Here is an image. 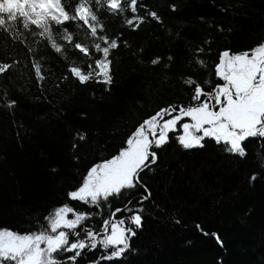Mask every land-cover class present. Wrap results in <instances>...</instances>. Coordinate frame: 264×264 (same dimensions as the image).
Masks as SVG:
<instances>
[{"label": "trees", "instance_id": "trees-1", "mask_svg": "<svg viewBox=\"0 0 264 264\" xmlns=\"http://www.w3.org/2000/svg\"><path fill=\"white\" fill-rule=\"evenodd\" d=\"M28 1L0 3V232L35 238L66 209L51 264H264V133L233 151L178 125L130 185L75 197L146 120L222 96L219 57L264 43V0ZM115 212L121 248L100 239Z\"/></svg>", "mask_w": 264, "mask_h": 264}, {"label": "rangeland", "instance_id": "rangeland-1", "mask_svg": "<svg viewBox=\"0 0 264 264\" xmlns=\"http://www.w3.org/2000/svg\"><path fill=\"white\" fill-rule=\"evenodd\" d=\"M28 3L32 10L40 14L50 15L54 18L63 17L57 0H29ZM111 4L114 5L115 1L111 0ZM79 14L84 19L88 16L83 7L79 9ZM33 19L39 18L34 17ZM259 53H252L248 56L240 55L224 60V65L219 70L222 80H224L222 87L217 90L219 94L222 96L224 93L240 95L242 91L249 88L252 82H256L257 78L264 76V70L260 64L262 56ZM250 63L257 64L258 67L256 68ZM231 64L235 66L233 71L229 69ZM99 68L100 72L104 73L107 63L103 61ZM263 97L264 85L255 88L242 99L228 97L226 105L221 108L220 104V111L216 113L211 111L206 102L201 101L199 106L179 111L176 115L171 114L166 118L162 116L151 120L134 134L126 149L115 160L105 163L92 173L88 182L81 191L75 194V197L98 198L100 195L104 196L123 186L130 185L137 171L142 167L140 165L152 154V145L162 143L166 139L167 133L176 129L178 125L181 127L180 141L187 146L197 145L205 136L224 140L229 133L248 128L246 126L238 129L242 125H246V121L255 119L258 111L264 110ZM219 101L220 99L217 98L214 103L217 104ZM254 101H259L260 107H257ZM68 213L66 209H60L56 221L50 227L40 230L35 238L0 232V258L3 259L1 264H51L50 254L64 244L67 235L73 236L76 231L75 227L79 225L77 223L80 217H69ZM112 215L114 217L112 216L113 219L106 224L100 239L107 240L108 243L121 248L125 244V230L120 223L114 221L116 212ZM135 220L139 222L136 217ZM87 236H92V238L89 237L90 239H99V235L93 233Z\"/></svg>", "mask_w": 264, "mask_h": 264}, {"label": "flooded vegetation", "instance_id": "flooded-vegetation-1", "mask_svg": "<svg viewBox=\"0 0 264 264\" xmlns=\"http://www.w3.org/2000/svg\"><path fill=\"white\" fill-rule=\"evenodd\" d=\"M253 52L251 53H246L244 55L248 56V55H252ZM259 54H261L262 56V62L260 63L262 65V70H264V52H260ZM231 58V56L229 57ZM228 58V59H229ZM238 63V62H237ZM251 64V63H250ZM224 65V64H223ZM252 66H255L256 68L258 67V65H254V64H251ZM222 68V67H221ZM235 68L234 64H231L230 65V70L233 71ZM228 71V70H226ZM259 76V74H257ZM223 79V78H222ZM224 82V80H223ZM264 85V76L262 78H257L256 79V82H252V84L249 86V88H247L246 90L242 91L240 95H236L234 93H224L223 96H220V101L219 103H214L215 102V98L213 99L212 97L209 96V98L205 101L209 107L211 108V111L213 113H216L218 111H220L219 109V106L221 104V108L224 107L227 103V98L230 97L231 99H242L244 98L246 95L250 94L255 88L257 87H260ZM264 99V97H263ZM254 104H256L257 107H260L261 103H259V101H254ZM237 112V111H236ZM246 125H242L241 127H239L238 129H241L243 127H248V128H245V129H241L239 131H233L231 133H236V134H241L243 132H252L254 131L255 134L257 133H264V110L263 111H258L257 112V116L255 119L253 120H250L249 122L246 121ZM230 134V133H229ZM228 134V135H229ZM225 140L229 141L230 144H231V141H230V138L229 136H227L225 138Z\"/></svg>", "mask_w": 264, "mask_h": 264}, {"label": "water", "instance_id": "water-1", "mask_svg": "<svg viewBox=\"0 0 264 264\" xmlns=\"http://www.w3.org/2000/svg\"><path fill=\"white\" fill-rule=\"evenodd\" d=\"M252 52H253V53L264 52V43L261 44L260 46L256 47V48H254V49L252 50ZM229 57H230L229 52H223V53L220 55V57H219V62H218V64L216 65V70H220L221 67H222V65H223V63H224V60L227 59V58H229ZM208 98H209V97H206L205 100H204L203 102H205ZM238 99H240V98H238ZM181 111H182V109H181ZM149 121H150V119L146 120L145 124L148 123ZM228 136H229V138H230V141H231V147H232L233 151H237V150L241 149L242 144H243L246 140H248V139H250V138H255V137H256V134L254 133V131H252V132H248V131H246V132H243V133H241V134L230 133ZM218 139H220V138H218ZM152 153H153V152H152ZM143 167H144V166H143ZM96 169H97V166L95 165V166L93 167V169H92L93 172H94ZM140 170H141V168L137 171V173H138ZM137 173H136V174H137ZM112 219H113V217L111 218V220H112ZM133 224H134V229H135L136 226H138V228L140 227L139 222H137V221L135 220V218H134V220H133Z\"/></svg>", "mask_w": 264, "mask_h": 264}, {"label": "bare ground", "instance_id": "bare-ground-1", "mask_svg": "<svg viewBox=\"0 0 264 264\" xmlns=\"http://www.w3.org/2000/svg\"><path fill=\"white\" fill-rule=\"evenodd\" d=\"M148 124V123H147ZM150 141H151V139H150ZM154 141V140H153ZM153 146V145H152ZM152 156V155H151Z\"/></svg>", "mask_w": 264, "mask_h": 264}]
</instances>
